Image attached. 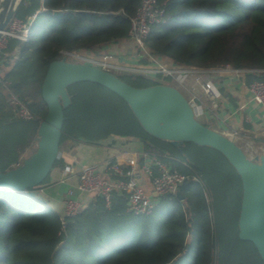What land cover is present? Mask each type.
Wrapping results in <instances>:
<instances>
[{"label": "trees", "instance_id": "1", "mask_svg": "<svg viewBox=\"0 0 264 264\" xmlns=\"http://www.w3.org/2000/svg\"><path fill=\"white\" fill-rule=\"evenodd\" d=\"M138 4L139 0H21L14 18L31 23L27 41L10 40L7 50L0 52L1 173L31 154L46 114L40 88L48 65L61 59L60 51L100 54L104 46L126 40ZM158 5L165 9V22L152 27L145 43L153 55L191 69L229 65L261 71L247 81L264 82V0H158ZM54 12L61 16L54 17ZM115 76L134 88L156 85L130 74ZM129 79L144 85H132ZM70 87L59 148L66 139L89 143L112 136L137 139L145 153L189 173L184 163L191 174L199 175L212 212L202 187L195 183L179 189L181 201L176 196L161 198L156 210L145 217L127 214L122 195L113 197L108 210L97 197L95 205L61 219L28 192L0 190V264H176L190 253L192 264H251L244 262V251L264 264L251 243L237 238L241 182L220 153L192 143L173 147L146 134L132 114L118 122L119 116L110 109L96 110L97 124L106 121L109 126L119 124L118 128L105 131L98 125L95 134L75 132L69 123L70 109L77 105L79 121L87 124L90 105L76 101L74 86ZM6 90L37 119L16 118ZM59 165L57 160L53 167Z\"/></svg>", "mask_w": 264, "mask_h": 264}, {"label": "water", "instance_id": "2", "mask_svg": "<svg viewBox=\"0 0 264 264\" xmlns=\"http://www.w3.org/2000/svg\"><path fill=\"white\" fill-rule=\"evenodd\" d=\"M20 3L21 0H0V34L17 14ZM53 16L59 17L61 13L54 12ZM80 82L96 84L119 97L152 138L176 148L192 143L220 153L241 182L237 238L251 243L264 263V154L250 158L232 137L198 122L185 96L170 85L134 88L90 65L64 59L51 62L40 88L46 114L38 125L35 149L20 164L0 172V190L28 192L30 197L39 198L35 189L46 180L58 160L63 110L70 104L67 88ZM176 198L182 200L179 194Z\"/></svg>", "mask_w": 264, "mask_h": 264}, {"label": "built area", "instance_id": "3", "mask_svg": "<svg viewBox=\"0 0 264 264\" xmlns=\"http://www.w3.org/2000/svg\"><path fill=\"white\" fill-rule=\"evenodd\" d=\"M164 22L165 9L158 5V0H139L134 15L129 19L127 39L133 42L138 61L145 60L147 64L140 62L141 64L130 65L121 62L113 54L93 55L87 51H60L61 59L71 63L90 65L113 75L115 72H125L154 82L156 85H169L168 82L173 81L182 86L188 78H192L193 85L189 87V91L193 93L198 86L202 95L208 100V106H205L191 92L190 97L186 98L196 120L203 119L206 112L212 118L220 104L221 94L218 87L209 79L210 72L243 77L259 76L261 71L236 70L229 65L213 70H198L164 63L165 61L153 55L145 44L152 27ZM30 24L13 18L6 30L0 34V52L7 50L10 40L27 41ZM2 67L0 62V71ZM247 90L250 100L264 110V82L254 79L248 84ZM6 95L16 118L27 122L37 119L17 95L9 90H6ZM221 133L234 140L237 138L235 133ZM121 154L124 156V165L108 162L105 170L108 177L102 176L97 164L81 167L76 185L68 190L62 201L61 219L73 218L82 210L81 203L72 198L74 192L101 196L107 210L112 206L113 197L122 195L126 198L127 214L145 217L156 210L161 198L175 197L183 185L202 184L201 177L191 174L192 171L186 164L183 166L189 173H181L163 162L159 156L129 154L126 150L121 151ZM144 176L150 182L152 194L146 193L139 183Z\"/></svg>", "mask_w": 264, "mask_h": 264}, {"label": "crops", "instance_id": "4", "mask_svg": "<svg viewBox=\"0 0 264 264\" xmlns=\"http://www.w3.org/2000/svg\"><path fill=\"white\" fill-rule=\"evenodd\" d=\"M108 52L116 54L126 64H147L145 60L140 61L141 63L138 61L137 50L129 39L104 46L101 53ZM164 63L170 64L166 61ZM208 76L218 87L221 99L213 117L210 118L206 112L202 119L203 123L209 127L213 126L210 128L218 132L235 133L237 136L235 142L245 154L247 151L255 156L264 154V110L250 100L247 90L248 84L252 81H247L250 75L243 77L210 72ZM169 85L178 89L184 96L186 94L190 97L192 92L189 91V87L193 85V80L188 78L182 86L173 81ZM192 94H195L202 104L208 106V100L202 95L198 86ZM188 97L185 96V98ZM123 150L129 154H147L143 150V144L131 137L112 136L97 143L64 140L60 145L58 156L61 165L53 167L44 183L35 190L38 193V199L44 202L53 215L60 217L62 201L68 190L76 185L81 167L97 164L102 176L108 177L105 173L108 162L124 165V156L121 154ZM139 183L146 193L152 194L147 177H141ZM97 197L99 198L95 194H79L78 192H74L72 196L81 203L82 210L95 205Z\"/></svg>", "mask_w": 264, "mask_h": 264}, {"label": "rangeland", "instance_id": "5", "mask_svg": "<svg viewBox=\"0 0 264 264\" xmlns=\"http://www.w3.org/2000/svg\"><path fill=\"white\" fill-rule=\"evenodd\" d=\"M90 54L93 55H100V54H96V53H91ZM109 53V52H108ZM109 54H113V53H109ZM115 55L119 60L120 58ZM121 61V60H120ZM123 62V61H121ZM115 75L119 76V77H125L128 76L127 73L125 72H115ZM129 81L131 82L132 85L135 86H139V85H144V83L142 81H138V82H134L133 80L129 79ZM168 82V81H167ZM170 83V82H168ZM74 86V87H72ZM72 89V93H74L76 101L83 103H88L90 105V113L88 114V122L87 124L79 121L78 119V111H77V105L73 108L70 109L68 115L70 118L69 123L71 124V128L78 133H82L85 135H91V134H95L96 130L98 129V125L97 124V119H98V114L96 112V110H108L110 109L113 113L114 117H117L118 122H122V121H126V118H131V111L127 109V107L124 105L123 101L121 99H119V97H117L116 95H110L109 93H107L104 88L102 89V87L94 84L92 85V83L89 82H80V83H76L74 85H71ZM70 87V88H71ZM186 97H188V95L185 94ZM109 98V99H106ZM109 100V101H107ZM198 122H201L202 124H204L202 119H197ZM100 128L102 130H109V129H113V128H118L119 124L116 126H109L107 124V122H103L101 121L100 123ZM210 127H213L210 125ZM35 149V144L33 145L32 151L31 153L34 151ZM29 154V152H28ZM28 154H25L24 157H26ZM248 157H255V154H252L251 152L247 151L246 154ZM161 160V159H160ZM200 187H202L201 192L203 194V197L205 199V201L207 200V188L203 185V184H199ZM210 200V199H208ZM210 202V201H208ZM207 202V208L209 211V214H211L210 212H212L211 206L212 203H208ZM206 204V203H205ZM208 214V212H207ZM210 218V216H209ZM244 262H250L251 264H260V262L257 260L256 256L253 254H247L244 251ZM253 261V262H251ZM193 263V256L192 254H188L184 259H182L180 262L176 263V264H192Z\"/></svg>", "mask_w": 264, "mask_h": 264}, {"label": "bare ground", "instance_id": "6", "mask_svg": "<svg viewBox=\"0 0 264 264\" xmlns=\"http://www.w3.org/2000/svg\"><path fill=\"white\" fill-rule=\"evenodd\" d=\"M248 145H250V144H248Z\"/></svg>", "mask_w": 264, "mask_h": 264}]
</instances>
